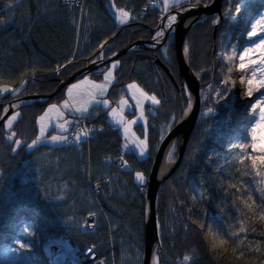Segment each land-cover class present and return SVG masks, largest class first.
Returning a JSON list of instances; mask_svg holds the SVG:
<instances>
[{
    "label": "trees",
    "instance_id": "obj_1",
    "mask_svg": "<svg viewBox=\"0 0 264 264\" xmlns=\"http://www.w3.org/2000/svg\"><path fill=\"white\" fill-rule=\"evenodd\" d=\"M146 1L86 0L79 7L65 0H0V88L13 90L0 93V118L10 101L36 92L52 94L61 79L84 69L102 51L107 57L146 36L163 15L162 7L140 20L130 18L127 24H118L115 17L122 9L136 12ZM259 2L244 0L240 15L247 16ZM216 20L217 16L196 23L189 34L190 65L203 75L201 113L180 165L159 193L157 264H264V197L257 190L259 177L250 160L253 155L264 160L255 152H264L257 128L255 149L250 147L258 114L257 109L251 113L232 104L226 66L214 55L228 44L230 23L225 18L214 39ZM169 46L167 63L181 86L174 41ZM154 55L135 50L117 59L115 79L104 96L112 105H94L79 118L91 131L87 140L27 147L39 134L38 117L50 104L64 100L63 90L48 102L34 101L15 111L20 116L11 132L4 127L10 116L0 126V256L21 240L26 264H49L42 243L67 235L79 248L98 245L106 264H142L146 198L139 188L146 183L138 182L135 174L149 175L160 129L179 118L188 105L185 90L177 89L152 63ZM105 70L89 75L101 80ZM132 82L159 99L157 106L145 108L149 142L145 159L123 151L120 129L108 115L128 95ZM78 123L75 120L70 133ZM136 128L145 133L143 124ZM11 133L16 134L13 140L22 142L16 151L8 139ZM106 157L111 163L103 161ZM123 157L125 170L118 167ZM102 176L110 177L111 185L104 187L99 206L91 198L89 182ZM90 213L98 214L94 232L82 229Z\"/></svg>",
    "mask_w": 264,
    "mask_h": 264
},
{
    "label": "snow or ice",
    "instance_id": "obj_2",
    "mask_svg": "<svg viewBox=\"0 0 264 264\" xmlns=\"http://www.w3.org/2000/svg\"><path fill=\"white\" fill-rule=\"evenodd\" d=\"M169 0H164V4L168 5ZM241 7L237 9V11H241ZM118 21L123 24L126 23L129 19V13L127 11H119L117 14ZM177 19L176 16H171L169 18V24L171 26V23ZM218 21H214V23H217ZM163 32H157L156 38H159L163 36ZM249 37L258 38V42L253 43L251 46L244 48L242 54L240 55V63L244 65L243 69L248 68L249 66L253 65H261L264 64V14H261L259 19H256L254 24L251 27V30L247 33ZM103 47V46H102ZM260 48V51H257V48ZM185 52H188L189 49L187 46L184 48ZM259 54V60L254 59V54ZM230 59V58H229ZM245 60H247V63H245ZM120 64V61L117 60L114 63H112L111 67L108 68L103 73V82L102 83H96L94 81H90L87 77H85L83 80L78 81L77 83H74L70 85L67 89V96L68 99H65L63 101L62 107L63 109H71L74 110L77 113L85 114L89 112V108L94 104H100L102 103L104 107L109 106L108 100H100L98 97H101L104 95L105 92L108 91L109 86L113 83L115 77L113 75V70L117 69L118 65ZM259 71L261 74H264V67H256L255 71L253 73ZM227 83V81H225ZM87 85L88 87H84ZM128 89L131 90H137L139 89V86L136 83H130L128 84ZM13 91L9 88H0V93H7ZM254 93V92H253ZM253 93L249 96L252 97ZM140 98H137L135 93H133V99H136V105L137 109L139 111V118L143 119L145 116L142 104L143 101L151 100L153 104H158L159 100L155 95H148L146 92H144L142 89H139ZM127 106V101L124 99L120 100V108L113 107L111 108L110 113L108 115L113 118L114 122L122 126V131L124 134V137L127 139L129 135L131 134V127L133 124L136 123V120L128 121L123 116V111L125 107ZM264 106V98H261L259 101V104L251 105L252 110H256L258 107ZM7 111V109H5ZM211 111V109H209ZM65 113L60 110V106L58 105H49L48 108L44 111L42 115H40L37 119V124L39 128V134L36 135L35 139L31 141L30 144L27 145L28 148H34L37 146L40 142L44 140H50L51 143H61V142H67L69 140V136L63 133L68 132L67 125L73 123V121L64 119ZM20 116L19 112L14 113L10 117H8L7 122L5 123L4 127L11 132V129L13 128L14 122L17 121V118ZM63 120V123H58V121ZM55 125L58 129L61 130L62 134L59 135H51L47 136L46 131L49 129L50 126ZM258 126H264V112H259V121L255 124V126L252 128V135H251V145L250 147L254 150L255 149V133H256V127ZM83 136L89 135V130H82ZM15 133H11V135L8 137V139L13 140L15 137ZM134 135V134H133ZM76 141H79L81 139V132H77L75 135ZM15 144V148L12 149V151H16L17 148L21 145V140L15 139L13 140ZM132 143H135L141 156L146 154V151L148 149V143L146 139H133ZM259 153L258 156L264 155V152L255 151ZM255 157L257 155H253L250 157L251 160V167L255 170V176L259 177V180L257 182V190L259 191L261 197H264V160H256ZM125 163H127L125 161ZM39 171V169H37ZM136 180H138L140 183L145 182V176L142 172L138 171L135 174ZM251 199V197H249ZM249 208L252 207V205H248ZM90 215H93L90 213ZM261 219H264V211L261 212ZM241 231H244L243 227H241ZM235 235V233H233ZM19 244V249L10 248L9 251H18V250H24L26 249V245L22 242L17 241ZM221 244L224 243L223 240L220 241ZM188 257L185 256V260H187Z\"/></svg>",
    "mask_w": 264,
    "mask_h": 264
},
{
    "label": "rangeland",
    "instance_id": "obj_3",
    "mask_svg": "<svg viewBox=\"0 0 264 264\" xmlns=\"http://www.w3.org/2000/svg\"><path fill=\"white\" fill-rule=\"evenodd\" d=\"M186 1H190V0H169L168 5H165L164 0H160V2L164 8L165 7L170 8L171 6H173L175 4H180V3H183ZM241 1L242 0H226L225 11L223 13H224V16L226 19L229 18V23H230V29L227 32V34L229 36V38L227 39L228 44L226 42L222 46L221 49L216 50V51L214 50V55H216V58L219 59L220 61H222L224 63V65L226 66L225 81H227V83L231 87L232 104L234 106H239L241 109H248L249 112L252 113L253 110L251 108V105L259 104L260 99L264 98V94L261 92V90H264V83H260L258 87H253L252 79H249L247 81V85H246V83L241 85L240 80H241V82H243V78L246 79V78H250L251 76H259V78L261 80H264V74H261L259 71L253 73V71H255L256 67H264V64L249 66L248 68L243 69V70H239L238 65L241 62L239 57L242 54L244 48L249 47L253 43L258 42V38L249 37L247 35V33L251 30V27L254 24L255 20L259 19L261 14H264V0L263 1L260 0L259 4L257 6H255L254 8H252V10L248 13V15L245 16V19L244 18L241 19V15H240L241 11H239V12L237 11V9L240 8ZM205 5H207V4H205ZM122 10L127 11L129 13V19H130V16H131L130 11H128L127 9H122ZM117 14L118 13L115 14L116 20H117L118 24H121L117 19ZM129 19L127 22H129ZM126 23H123V24H126ZM239 23L241 25L237 27V24H239ZM232 25H234V30H233ZM166 45L168 46L169 43ZM167 46L162 50V52H163L165 58L169 60V56L167 54ZM257 51H260L259 47L257 48ZM214 57L215 56H213L212 59ZM253 58L256 60H259V54L258 53L254 54ZM245 63H247V60H245ZM111 65H112V63L109 65L108 68H110ZM240 67L243 68L244 65L240 64ZM230 69H231V71H230ZM113 75H115V70H113ZM85 77H87L90 81H94L96 83H102L103 82V79L96 80L91 75H86V76L76 80L75 82L71 83L70 85L77 83L78 81L83 80ZM132 83H136V82H132ZM136 84L139 86V89H142L144 92H146L148 95L151 96V94H149L146 90H144L138 83H136ZM70 85H68L66 90H65L64 100L68 99L67 89ZM111 85L109 86V89H110ZM84 87L87 88L88 86L85 85ZM246 88L248 91V96L243 97L241 95V93H242V91H245ZM109 89H108V91H109ZM139 89L131 90V91L128 89V95L126 97L122 98V99L127 101V106L125 107V109L122 113L124 118L128 121L136 120V123L133 124L131 127V134L129 135V137L127 139L124 137V134L122 131V126L115 123L112 117H111V119L115 123V125L119 127V129L122 133V136L124 138V145H123L124 151H128V150L129 151L130 150L136 151V153L140 155L141 159H144L145 157H147L149 155V142H148L147 136L146 135L143 136V134H141L140 131L137 130L136 126L138 123L139 124L144 123L145 131H146V133H148L146 114H145L143 119L139 118V111L137 109L136 99H133V93H135L137 98H140ZM107 92H105L103 96L98 97V99L108 100L109 106H110V105H112L111 100L104 98V96H106ZM252 93H253V96L249 97ZM63 101L60 104H55V105L60 106V110L65 113L64 119L73 121V123L67 125L68 132L63 133V134H66L68 136H71L70 130L72 129V126L76 120L75 116H82V115H85L86 113L81 114V113H77L71 109H63V107H62ZM148 103L153 104L151 100L143 101L142 107H143L144 113H145V105ZM100 104H102V103H100ZM50 105H53V104H50ZM94 105H97V104H94ZM94 105H92V106H94ZM153 105H157V104H153ZM114 107L119 109L120 108V101H118L116 103V105H114ZM47 108H48V106H47ZM256 112L258 114V118L253 121L254 126L259 121V112H264V106H261L260 108L258 107ZM129 113H133V114L129 115ZM58 123H63V120L58 121ZM172 127H173L172 123L170 125H166V127L163 128L164 130L162 133L167 134L172 129ZM256 128H257V133L259 136V144L264 146V126H258ZM59 134H62L61 130L58 129L57 127H55L54 124L52 126H50L49 129L46 131L47 136L59 135ZM81 137H83L82 134H81ZM134 138L147 140L148 149H147L145 155L141 156L136 144L132 143V140ZM41 143H49L51 145H61V144H64L66 142L53 144L50 142V140H44V141L40 142L39 144H41ZM174 146L175 147L173 148V157L176 159L177 142H175ZM140 172H142L144 174L145 181H147L148 178H147L146 174L143 171H140ZM17 241L22 242L21 240H15L13 245L8 246L7 248L4 249L2 255L0 256V264H26V262H27L26 252H25L26 249L18 250V251H9L10 248L19 249V244L17 243ZM70 248L72 250V247H70ZM47 259H48L49 264L53 263L50 256H48Z\"/></svg>",
    "mask_w": 264,
    "mask_h": 264
},
{
    "label": "water",
    "instance_id": "obj_4",
    "mask_svg": "<svg viewBox=\"0 0 264 264\" xmlns=\"http://www.w3.org/2000/svg\"><path fill=\"white\" fill-rule=\"evenodd\" d=\"M222 3L223 0H212L207 5H204L203 3H196V4H191L190 7L185 10H181L177 8L175 9V11H173L177 14V18H178V22L176 23V31L175 33L174 32L173 33L175 34L174 42L177 53L179 73L183 82H185V87L187 88L189 95L191 96L192 104L188 109L189 113L187 115L185 114L183 118L176 123L173 129L160 143L158 150L156 152L157 157L151 169L150 179H149L150 181L148 186L149 188L146 196L145 246H144V255H143L142 264H157L156 262L157 251L159 248H161V238H160L159 222L157 215L158 192L161 186V182L163 181V178L160 176V167L164 162V158L166 157L168 148L179 136H181V141L179 144V156L173 166L174 169L181 163L186 148V144L192 133V130L195 127L199 113L201 111V103H202L201 80L198 77L197 72L194 71L188 65V62L186 61L184 54L186 37L190 27L186 23L188 21H190L192 24L196 23L197 21L201 20L202 15L205 13H207L208 15L219 14L221 16ZM168 15L169 14L164 15L163 18H166ZM217 25L218 24L215 25V30H217L218 28ZM170 33H172V31H170L166 35V37L163 39L162 42H160L158 46H160L161 44H165L168 35ZM152 43H154V41L151 39H139L136 42H134L131 46H128L122 49L121 51L113 54L106 60L103 61L100 60L99 62H92L91 64L87 65L84 69L76 72L75 74L71 75L69 78L63 80L61 85L58 87V89H56L55 92H53L52 94H32L11 101L8 107L6 108L7 111H4V113L0 118V126L5 122L8 116H10L20 107L17 106V103L19 101L22 102L21 106H23L26 105L30 100L36 101L39 98L51 99L60 90H62V88L65 85L73 82L78 77L93 71L98 66V64L112 62L117 58H119L120 56L125 55L133 50H137L140 48L150 49L152 47H150L148 44H152ZM155 63L159 65L167 74H169L173 79V81L175 82L174 78L172 77L170 69L161 59H157ZM179 206L181 207V205Z\"/></svg>",
    "mask_w": 264,
    "mask_h": 264
},
{
    "label": "bare ground",
    "instance_id": "obj_5",
    "mask_svg": "<svg viewBox=\"0 0 264 264\" xmlns=\"http://www.w3.org/2000/svg\"><path fill=\"white\" fill-rule=\"evenodd\" d=\"M86 0H81V4H83L84 2H85ZM212 0H210V2H211ZM244 0H242L241 1V3H240V7H241V5H242V2H243ZM263 1V0H262ZM187 2L188 1H186L184 4H176L177 6L176 7H173V6H171L169 9L168 8H164L163 7V5L161 4V2H160V0H157L156 1V4L158 5V7L159 8H163L164 10H163V15L159 18V20H158V23H157V25H156V27H153V28H149L148 29V31H149V33L146 35V36H144V37H141V38H139V39H151V40H153L154 41V43H152V44H148L150 47H152V48H155V49H152V48H150V49H143V48H140V49H137V50H150V51H152V52H154V53H156V55H154V58H153V60H152V63L153 64H155L156 66H158L164 73H166L159 65H157L156 63H155V61L157 60V59H161L166 65H167V67L170 69V67H169V65H168V61L170 60V54H169V50H170V46L168 45H166V44H168L170 41H175V31H176V23L178 22V18L175 20V21H173L172 23H171V26H170V24H169V18L171 17V16H176L177 17V14L175 13V12H173V11H175V9H177V8H179V9H181V10H185V9H187V8H189L190 7V5L191 4H196V3H203L204 5H205V3L204 2H202V1H194V2H192V0L190 1V2H188V4H187ZM209 2V3H210ZM208 3V4H209ZM224 3H226V0H223V3H222V14H221V16L219 15V14H212V15H208L207 13H205V14H203L202 15V18H201V20H199V21H197L196 23H198V22H201V21H203V20H205V19H209V18H211V17H213V18H215V16H217V20L216 21H218L216 24H218L217 26H218V28H217V30H215V27H214V29H213V38L215 39L216 38V36H217V32H218V30H219V27L222 25V23L224 22V19H225V16H224V11H225V6H226V4H225V6H224ZM185 4H187V6L185 5ZM258 5V4H257ZM256 5V6H257ZM157 9V7H155V6H152L151 4H149V5H146V3L139 9V10H137L136 11V13H142V12H145L146 13V15H148L149 14V12L151 11V10H156ZM136 13H134V12H131L130 11V14H131V16H130V18H131V20H140V19H142L143 17L142 16H140V15H138V14H136ZM166 14H169L166 18H163L164 17V15H166ZM242 18H244L245 19V17L244 16H241V19ZM130 20V19H129ZM128 23V22H127ZM126 23V24H127ZM196 23H191L190 21H188L186 24L188 25V26H190L189 27V32H188V34H187V37H186V45L185 46H187L188 47V49H189V51L188 52H185L184 51V54H185V58H186V61L188 62V65L192 68V66L190 65V43H189V34H190V31L194 28V26H195V24ZM215 24V25H216ZM241 24L239 23V24H237V27L238 26H240ZM233 27V30H234V25L232 26ZM230 29V28H229ZM155 30V31H154ZM236 30V29H235ZM152 31H154V32H152ZM170 31H172V33H170L169 35H168V38H167V40H166V42H165V44H161L160 46H158L159 44H160V42H162L163 41V39L166 37V35L170 32ZM157 32H163V36H161V37H159V38H156V33ZM174 32V33H173ZM138 39V40H139ZM170 40V41H169ZM136 42V41H135ZM106 44L108 43V41L107 42H105ZM133 44V43H132ZM132 44H130L129 46H131ZM167 46V54H168V56H169V60L168 59H166L165 58V56H164V54H163V52H162V50L165 48ZM128 47V46H127ZM174 49H175V42H174ZM103 50V49H102ZM133 51H135V50H133ZM119 52V51H118ZM132 52V51H131ZM158 52H160V55L158 54ZM115 53H117V52H115ZM115 53H113V54H115ZM101 54H103L104 55V52L102 51L101 52ZM113 54H111V55H109V56H107L108 58L110 57V56H112ZM175 55H176V61H177V66H178V60H177V53H176V49H175ZM123 56V55H122ZM122 56H120V57H122ZM119 57V58H120ZM119 58H117V59H119ZM116 59V60H117ZM116 60H114V61H116ZM100 60L99 59H96V60H94V61H92V62H99ZM91 62V63H92ZM91 63H89V64H91ZM212 63V66L214 65L213 64V62H211ZM88 64V65H89ZM63 67H65V65L64 66H62V67H59L58 68V70L56 71V74L57 75H59V73L61 72V70H62V68ZM193 69V68H192ZM82 70V69H81ZM102 70H103V64L102 63H100V64H98V66L93 70V71H91V72H96V74H101L102 73ZM194 70V69H193ZM78 71H80V70H78ZM78 71H76V72H78ZM170 71H171V69H170ZM195 71V70H194ZM76 72H74V73H72L71 75H73V74H75ZM91 72H88V73H86V74H84V75H82V76H80V77H78L77 79H75L73 82H75L76 80H78V79H80V78H82V77H84V76H86V75H89V73H91ZM178 73H179V66H178ZM167 74V73H166ZM171 74H172V77L174 78V80H175V82L173 81V79L171 78V76L169 75V74H167L168 76H169V78L171 79V81L173 82V84H175V86H176V88L177 89H184L185 90V92H186V95H187V98H188V105H187V107L186 108H184V110H183V113H182V115L179 117V118H173L172 119V121L170 122V123H168V124H165V125H163L162 126V128L160 129V137H159V143H158V145H157V147H156V152H157V150H158V147H159V145H160V143L165 139V137L168 135V133L173 129V127L176 125V123L180 120V119H182L183 118V116L186 114H188L189 113V111H188V109H189V107H190V105L192 104V100H191V96L189 95V93H188V90H187V88L185 87V82H183V80H182V78H181V76H180V73H179V78H180V82H181V86L178 84V82H177V80H176V78H175V76L173 75V73H172V71H171ZM70 75V76H71ZM197 75H198V77L200 78V80H202V73L201 72H197ZM69 76V77H70ZM68 77V78H69ZM65 79H67V78H65ZM65 79H61V81H60V84H59V86L61 85V83H62V81L63 80H65ZM73 82H71V83H73ZM71 83H69V84H67V85H65L63 88H62V90L65 92V90H66V88H67V86L68 85H70ZM202 84V83H201ZM58 86V87H59ZM58 89V88H57ZM201 89H202V86H201ZM61 91V90H60ZM55 92V91H54ZM34 94H40V93H38V92H36V93H34ZM152 95V94H151ZM23 97H25V96H23ZM46 99V100H45ZM52 99V98H51ZM51 99H47V98H39L38 100H36L37 102H41V103H43V102H48L49 100H51ZM158 99V98H157ZM1 100V99H0ZM159 100V99H158ZM201 100H202V97H201ZM13 101V100H12ZM11 102V101H10ZM9 102V103H10ZM20 102V101H19ZM9 103L5 106V107H7L8 105H9ZM159 104V103H158ZM157 104V105H158ZM202 104V103H201ZM146 105H151V106H153V107H155V106H157V105H153V104H150V103H148V104H146ZM146 105H145V108H146ZM19 107V106H18ZM114 107V106H113ZM112 107V108H113ZM20 108V107H19ZM18 108V109H19ZM17 109V110H18ZM16 110V111H17ZM188 111V112H187ZM187 112V113H186ZM200 113H201V111H200ZM200 113H199V116H200ZM13 114V113H12ZM133 113H129V115H132ZM146 114V113H145ZM83 116V115H82ZM82 116H75L76 117V120H78L79 121V123L76 125V128L73 130V132L72 133H70L71 134V136H69V140L67 141V142H79L81 139H85V140H87L88 139V136L90 135V133H91V131L89 130V129H87L86 128V126L83 124V122L82 121H80V117H82ZM199 116H198V119H199ZM110 119H111V117H110ZM198 119H197V121H198ZM112 120V119H111ZM173 124V127H172V129L167 133V134H163L162 132H163V128H165L166 127V125H170V124ZM139 124V123H138ZM137 124V125H138ZM140 124H142V123H140ZM196 124H197V122H196ZM196 124H195V126H196ZM143 126H144V123H143ZM118 127V126H117ZM119 128V127H118ZM195 128V127H194ZM144 129H145V126H144ZM82 130H89V135L88 136H83V137H81V139L79 140V141H76V139H75V135H76V133L77 132H81V134H82ZM194 130V129H193ZM193 130H192V132H193ZM147 131H148V126H147ZM120 133H121V131H120ZM69 134V135H70ZM147 133H146V131H145V133L143 134V136H145ZM192 134V133H191ZM83 135V134H82ZM121 135H122V133H121ZM123 137V136H122ZM190 137H191V135H190ZM190 137H189V139H190ZM189 139H188V141H189ZM123 140H124V138H123ZM180 141H181V136H179L178 138H176L175 139V141L172 143V145H170V147L168 148V151H167V153H166V157L164 158V162H163V164L161 165V167H160V176L163 178V181L161 182V186H160V189H159V192H158V197H159V193H160V190H161V187H162V185L164 184V182H165V180L166 179H168V177L175 171V169L180 165H178L175 169H174V164H175V162L177 161V159H178V156H179V144H180ZM175 142H177V150H176V159L173 157V148L175 147L174 145H175ZM49 144V143H48ZM187 144H188V142H187ZM187 144H186V147H187ZM123 145H124V141H123ZM123 151H124V149H123ZM130 151H133V150H130ZM185 151H186V148H185ZM185 151H184V154H183V157H184V155H185ZM124 152H129V150L128 151H124ZM136 155H137V157L139 158V159H141V157H140V155L139 154H137L136 153V151H133ZM155 152V154H154V157H153V161H152V166H151V169H152V167H153V165H154V162H155V160H156V157H157V153ZM149 156V155H148ZM147 156V157H148ZM147 157H145V158H147ZM144 158V159H145ZM183 159V158H182ZM103 161L105 162V163H111V159L109 158V157H106V158H104L103 159ZM125 161H126V159H125V157H123L122 159H120L119 161H118V167H119V169H121V170H125L128 166H127V164L125 163ZM150 173H151V170H150ZM150 173H149V175L147 176V178H148V180L147 181H145L144 183H146V185H143V186H141L140 188H139V191H140V193L141 194H143L144 196H145V198H146V196H147V193H148V186H149V179H150ZM89 179H91V177H89ZM89 185L91 186L90 188H89V192H90V195H91V198L92 199H95V201H97V204H99V206H100V203H99V198H100V195H101V193H102V191H103V189H104V187H107V186H110L111 185V179H110V177H105V178H103V176L102 177H100V178H96V179H93L92 181H90L89 182ZM97 199V200H96ZM157 201H158V198H157ZM100 212H101V208H100ZM102 213V212H101ZM93 215H88L87 217H86V219H85V222H84V224L82 225V229L84 228V226L90 221L91 222V226L89 227V229H88V231L89 232H94L95 230H96V225H97V217H98V214L97 213H92ZM47 243V242H46ZM54 243V241H52L49 245H47L48 247H50V250L51 251H54V250H58L59 252H57V251H54V253H55V261H56V263L57 264H64L65 263V261H66V259H68V255H67V252L66 251H64V249H62V248H60L59 247V243H56V244H54V245H52ZM109 244H111V243H109ZM87 246H95V247H97L95 244H93V245H86L85 247H87ZM76 247V249H77V251L79 252L80 250H82L83 248H85V247H83V248H79L78 246H75ZM66 250L69 252V249L68 248H66ZM60 253V254H59ZM75 253V252H74ZM73 255V254H72ZM143 255H144V251H143ZM97 260H98V262L96 261V264H106V261H105V259H104V257L101 255V254H98V256H97ZM143 262V261H142ZM67 264H76V263H74L73 262V260H71V261H69ZM80 264H91V263H88V262H86V261H80Z\"/></svg>",
    "mask_w": 264,
    "mask_h": 264
},
{
    "label": "built area",
    "instance_id": "obj_6",
    "mask_svg": "<svg viewBox=\"0 0 264 264\" xmlns=\"http://www.w3.org/2000/svg\"><path fill=\"white\" fill-rule=\"evenodd\" d=\"M69 2L70 4H75L79 7H82L81 0H65ZM154 1L150 0L149 4L154 5ZM148 5V4H147ZM138 14V13H137ZM146 13L145 12H140L138 15L144 16ZM91 226V222L89 221L83 228L84 231H88L89 227ZM52 241H54V244L59 242V247L64 249V251L67 252L68 259H66L65 263H68L69 261L73 260L74 263L80 264V261H86L91 264H96L97 256H98V251L95 246H87L80 250L79 252L77 251L76 247L71 243L70 238L67 235H61L59 237H55L52 240H50L46 245H45V250L47 254L51 257L52 264H57L55 259V253L54 251L59 252L58 250L51 251L49 245ZM72 247V250L71 248ZM66 248L69 249V252L66 250ZM75 252V253H74ZM60 254V253H59ZM73 254V255H72ZM80 255V256H79Z\"/></svg>",
    "mask_w": 264,
    "mask_h": 264
},
{
    "label": "clouds",
    "instance_id": "obj_7",
    "mask_svg": "<svg viewBox=\"0 0 264 264\" xmlns=\"http://www.w3.org/2000/svg\"><path fill=\"white\" fill-rule=\"evenodd\" d=\"M240 64H241V63H239V65H238V69H239V70H243V68L240 67ZM230 71H231V69H230ZM249 79H252V81H253V87H258L260 83H264V80H261V79L259 78V76H251L250 78H246V79L243 78V82H241V80H240V84L243 85V84L246 83V85H247V81H248ZM241 95H242L243 97H247V96H248L247 88H246L245 91H242Z\"/></svg>",
    "mask_w": 264,
    "mask_h": 264
}]
</instances>
